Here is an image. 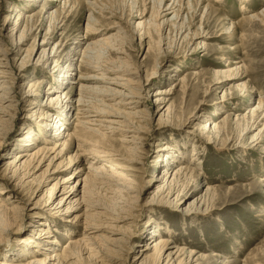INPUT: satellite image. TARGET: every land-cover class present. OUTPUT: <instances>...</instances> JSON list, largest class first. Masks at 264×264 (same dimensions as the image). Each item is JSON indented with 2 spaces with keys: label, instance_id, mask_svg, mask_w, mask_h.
Instances as JSON below:
<instances>
[{
  "label": "rangeland",
  "instance_id": "374dc122",
  "mask_svg": "<svg viewBox=\"0 0 264 264\" xmlns=\"http://www.w3.org/2000/svg\"><path fill=\"white\" fill-rule=\"evenodd\" d=\"M24 1L29 0H0V44H5L7 46L5 48H10L12 45L7 36L15 20L13 19L15 13L8 12V9L11 4L18 7L24 6ZM53 1L55 0L50 2L38 0L32 7L33 9L31 8L35 13L41 12L43 8L47 9V13L44 14L43 11V15H45L43 21L36 23L30 38L25 42L23 40L22 50L27 51L29 55L31 53L32 56L33 64L31 67L26 70L22 69L25 70L24 72H17L26 53H22L21 56L9 55L11 73H20L19 75L23 76L19 79L20 77L16 75L14 77L16 81H10V83L14 82L15 93H19L24 82L27 83L32 78L45 79V83L41 87L42 92L36 103L38 107L30 106L28 103L12 104V108L4 110L5 116L0 114V191H4L3 195H0V200L9 208H17L13 210L15 215L12 216V220L16 219L14 226H21L18 233L8 232L4 234L0 232V257L6 258V260H15L17 263L20 260L21 262L27 260V257H24V252L18 250L19 244L17 242L39 231L41 229L40 223H43V220L51 230L57 231V233L53 232L57 241L55 250L62 249L66 240L71 237V235H66V231H70V227L65 226L72 225L64 222L67 220L64 211L55 213V210H50L46 205L48 189L56 181L54 179L47 182L48 173H44L50 159L43 162V165L36 171L33 172V169L30 171V175L33 172V177H40H38V180L42 181L40 184L30 181L33 177L29 178V173L23 178L22 170L14 174V178L6 180L7 176L10 178L12 175L10 171L15 170L13 165L7 166V162L12 161L19 152L28 153L41 146L52 147L50 142H46L44 145L37 142L34 147L30 148H21V144L23 137L30 130H35L36 126L40 124L39 113L45 110L44 104L47 103V98L48 100L55 99L61 91H63L61 95L65 97L64 90L73 88L69 95L74 101L78 97L79 89L76 84H72V81H75L78 76L83 78L98 76L90 69L86 71L84 67L77 68L80 61V50L84 44V40L81 41L80 39L86 33L89 12L83 11L80 5H76L72 15L62 20L60 18L62 9L58 2L62 4L65 0H56V3ZM208 3H210L209 7H213V11L207 14V9H204L205 5L202 7L199 5L196 18L192 20L189 16L190 13L187 15L186 11L188 7L191 9L194 3L192 0H186L184 3L185 11L181 14L184 21L183 25H181L182 21H177L175 25L173 22H169L168 26L164 27L163 32H148L145 28L136 29L135 21L130 17L132 11L130 0H110L102 4L101 9L104 11L102 17L98 16L95 32L98 33L97 37L104 39L117 36V39L123 44V52L127 56L125 58L126 65L135 73L139 72L138 76L141 78L129 77L132 79L130 82L136 84L130 87H143L142 98L135 99L139 102V108L146 109L148 99L154 98L155 92L166 91L175 86L172 94L159 96L168 100L165 108L168 107L169 114L162 117L161 120L159 114L154 115L153 119L151 118V121H147L143 126L145 129L143 134H140L146 145L140 148L141 159L137 161L138 163L142 162L137 164L141 170L139 176L144 182L155 179L157 181L151 182L149 188L148 184H143L144 190L141 199L135 204L137 211L128 210V213L135 216V220H137L135 224L138 228H142L141 226L148 222L149 218H152L153 227H159V236L171 237L175 245H184L182 247H186L187 252L193 249L197 250L200 255L208 257L206 259L207 264H218L217 262L223 258L226 259V264H264V183H258L260 178H264V154L259 153L258 146L251 149V152L247 149L253 146L247 147V143L250 142L253 135L258 133L263 122L259 124L256 130L243 133L239 141L236 137V132L239 130L237 126L241 125L239 117L248 116V111L256 106L257 100L263 99L262 101H264V28L258 20H247L251 14L264 13V0H210ZM243 6L245 8L242 9ZM51 11H57L56 15L59 18L55 26L49 29V20L46 15ZM149 16L150 13L146 19ZM231 22L236 25V36L233 41L224 42L221 33ZM187 33L189 35L183 40ZM199 35L206 37L197 38ZM117 39L116 41H118ZM35 40L36 48L34 47ZM56 43L58 45L54 48L53 53L58 51L57 55L52 57L49 62L34 68V63L41 49L47 50V54H50ZM236 46L239 48L232 51V48ZM33 48L35 51L32 52ZM89 56H92L91 60L93 61V58H98L95 61L105 63V65H112L114 62L119 63L117 61L119 55L107 49H98L97 54H90ZM14 59H16V64ZM54 61L56 62L54 63ZM234 61H243V68L237 71L234 65L228 66ZM68 69L71 70L69 72L71 76L68 77L67 83L59 89L60 92L48 94V83L54 82L52 76H55L56 71H67ZM152 72H155V76L152 77L154 80L144 84V80ZM244 72L246 77H243ZM180 79H182L181 82ZM80 81L93 86V84H88L90 82L88 80L82 79ZM240 82H245L247 88H252L251 101H240V98L231 101V98H228L224 100L225 103H219L220 98L226 94L229 96L241 94L238 90L233 89ZM25 90L27 89L25 88ZM7 105H9L8 102L4 106ZM74 112L73 109L67 115L70 130L73 127ZM227 114H232L229 119L235 131H233L235 134H233L231 141L226 143L227 145L216 148L195 138L193 132L197 123L207 119L211 122H219L224 118L227 119ZM52 115V119H54L56 114ZM195 115H201V118L197 119L194 117ZM48 124L53 125L52 121L51 124L50 122ZM55 132L60 138L58 128H53V133ZM261 132L260 139L264 138V130L262 129ZM62 135L63 133H61ZM116 139L112 142L115 149L123 150L120 148L121 143ZM159 145H168L176 151L173 154L178 155V158H173L175 161L172 168L188 165L195 171L193 174H188L187 179L185 178L186 181L185 179L180 181V184L182 182L185 184L183 183V187L179 188V195L174 193L169 199L164 197L165 201L161 198L157 199L160 202L159 206L143 207L144 205L149 206L155 190L162 184L158 181L163 173V166L158 167L157 162L161 154L157 153L161 149ZM77 152L76 146H70L68 152L64 153L63 157L58 159L55 164L63 161L62 168L65 169L68 164L67 159ZM192 153L195 156H191ZM156 162L157 164H155ZM86 166L87 162L80 157L72 163L67 172L62 171L63 174L60 178L73 175L75 171L80 169L83 171L76 174L75 177L76 180L83 179L88 173V170L85 169ZM194 180L198 187H194V185L192 187L191 183L194 184ZM208 186L212 187L208 191L210 196L208 192L205 193ZM96 194L99 199L109 200L103 196L104 192L102 191ZM204 194L206 197L208 196L209 200L213 196V200L211 199V203L209 202L211 214L194 218L185 216L183 212L190 208L188 205L193 204V199ZM7 196L10 197L9 202L5 199ZM42 196L44 197L39 203V214L36 215L37 217H30L31 214H28V211ZM162 196L164 195H158V197ZM153 202L157 201L154 200ZM55 206L56 204L53 207ZM69 220L72 221L70 218ZM114 226H121V224H114ZM72 229L79 235L82 231V225ZM102 235L108 236L106 232H103ZM144 237L137 233L133 248L135 252L132 249L130 251L125 250V253L122 251L117 263L140 264L141 256L138 254L140 248L137 247H143L148 242ZM50 242L53 240L50 239ZM19 255H23V257H18ZM213 255H218L221 259L212 258ZM96 261L91 257L90 260L85 261V264H107Z\"/></svg>",
  "mask_w": 264,
  "mask_h": 264
},
{
  "label": "bare ground",
  "instance_id": "6f19581e",
  "mask_svg": "<svg viewBox=\"0 0 264 264\" xmlns=\"http://www.w3.org/2000/svg\"><path fill=\"white\" fill-rule=\"evenodd\" d=\"M37 1L38 0L24 1V6L21 7L11 4L8 9V12L15 13V17L13 18L15 20L7 36L12 42V45H10V48H5L7 47L5 44H0V114L4 116V110L12 108V104L28 103L30 106L35 105L38 107L36 103L42 92L41 87L45 83V79L32 78L29 82H24V85L20 87L19 93H15L13 87L14 82L10 83V81H16L14 78L16 75L20 77L19 79L23 76L19 75L20 73H11V60H9V55L21 56L22 53H26L21 60V66L18 68L17 72H24L33 64L31 61V53L29 55L27 51L25 52L22 50V46L33 34L36 23L38 21H43L45 16L43 15V11L44 14L47 13V9L45 10V8L39 13L32 11V7H34ZM45 1L50 2L51 0ZM108 1L110 0H96L92 2L86 0H65L62 4L58 2L62 9V15L60 14L62 20L72 15L76 5H80L83 11L89 12L86 33L84 37L80 39L81 41L84 40V44L83 48L80 50V61L77 68L80 69L84 67L86 71L90 69L94 71V73H97L98 76L88 78L78 76L76 78L77 81H72V84H76L79 89L77 94L78 97L73 101V98L69 95L70 90L72 91L73 88H66L64 90L65 97L61 95L63 91H59V89L67 83L68 77L71 76L69 73L71 70L56 71V74H54L55 76H52L54 82L48 83V94L54 92L60 93L55 99L48 100L47 98V103L44 104L45 110L39 113L40 124L36 126L35 130H30L29 133L23 137L21 144V148H30L34 147L37 142L43 143L42 145L46 142H50L52 147L41 146L28 153L19 152L13 157L12 161L7 162V166L13 165V168H15L13 172L10 171L12 174L11 177H6V180H10L14 178V174L20 170L23 171V178L25 175H28V173V177L32 178L34 176L33 172L39 169V167L43 165V162L50 159L44 173H48V176H46L47 182L49 180L53 181L54 179H56V181L53 182L50 189H48V196L45 202L50 210H55V213L64 211V214L67 215V220L64 222L72 226H65L70 227V231L66 228L68 230L66 231V235H71V237L66 240L62 249L55 250L57 241L53 232L57 233V231L51 230L49 225L43 220L44 222L40 223L41 229L39 231L17 242V244H19L18 250L24 252V257H27V260L24 262L20 260L19 263H17L15 260H6V258L0 257V264H85V261L90 260L91 257L95 261L99 259L96 261L99 263L119 264L117 260H119L122 251H130L132 249V251L135 252L133 248L135 247L134 240L137 237V233L141 234L143 237L146 236L144 239L146 238V240H148L143 247L136 246L140 248V253L138 252L141 256L140 264H207L206 259H208V257L200 255L197 250L193 249L187 252L186 247H182L184 245H175L171 237L159 236V227H153L152 218H149L148 222L141 226L142 228H138L137 224H135V221H137L135 220V216L128 213V210L137 211L135 209V204L141 199L144 190L143 184H148L149 188L151 187V182L157 181V179H155L144 182L139 176L141 170L137 164H141L142 162L138 163L137 161L141 159L142 152L140 148L146 145L143 142L144 138L140 134H143L145 130L143 126H145L147 121H151L154 115L156 116L159 114V119L161 120L162 117L169 114L168 107L165 108L168 100L159 96H168L172 94L175 86L166 91L155 92L154 98L150 97L148 99V107L146 109L139 108V102L135 99L142 98L141 92L143 91V87H130L136 84H132L130 82L132 79L129 77H140L138 76L139 72L135 73L126 65L125 58H127V56L123 52V44L120 43L117 36L104 39L97 37L98 33L95 32V23H98V16L102 17L103 15L104 10L101 9L102 4ZM185 1L186 0H130L132 3L130 7L132 10L130 17L133 21H138V23L134 22L136 29L145 28L148 32H163L164 27L168 26L169 22H173V25H175L177 21H182L181 25H183L184 21L183 18H181V14L185 11ZM54 2L56 3L57 1L55 0L53 3ZM192 2L194 3L192 8L190 9L188 7L186 11L187 15L190 13L189 16L192 20L196 18L199 5L201 7L205 5L204 9H207V14L213 11V7H209L210 3L208 2H210V0H192ZM188 5L187 3V6ZM241 8L243 9L245 7L243 6ZM149 13L150 16L146 19ZM56 14L57 11H51L46 15L49 20V29L54 27L55 23L58 21L59 17ZM247 20H258L262 28H264V13L258 15L251 14L247 17ZM186 30L187 28L185 32ZM224 30L225 31L221 33V37L224 38L221 40L224 42L233 41L237 33L235 23L231 22ZM188 35L187 33L183 40L186 39ZM200 37L206 36L199 35L197 38ZM116 39L118 41H116ZM35 45L36 40L34 42V47ZM57 45L58 43L53 47L50 54H47V50L41 49L34 63V68L39 67L42 63L49 62L52 57H55L58 51L53 53V50ZM202 46L205 47L204 45ZM238 48L239 46H236L232 48V51ZM98 49H107L108 51L116 52L119 55L117 58L119 63L117 62L118 64H116L114 62L112 65H105V63L102 64L101 62L95 61V59H98L95 56H93L95 57L93 58L94 61L91 60L92 56L89 55L97 54ZM33 51H35L34 48L32 52ZM232 59L234 60V58ZM15 61L16 59H14V63ZM55 62L56 61H54V63ZM242 62L243 61H234L233 64L230 63L228 66L234 65L235 70L239 71L243 68ZM244 74L245 72L243 75ZM154 76L155 72H152L150 76L144 80V84L153 81L154 78L152 77ZM243 77H246V75ZM82 79L90 81L88 84H93V86L82 83V81H80ZM181 80L182 79H180V82ZM25 88L27 90H25ZM233 89L238 90L241 94L238 93L233 96L226 94L220 98L219 103H225L224 100L228 98H231V101L232 99L237 100V98H240V101L242 100L244 102L251 101L252 88H247L245 82L236 84ZM262 100H257L256 106L248 111V116L244 115L241 118L239 117L241 125L237 126L239 130L236 132L237 141H239L243 133L256 130L259 124L263 122L258 133L250 138L251 140L247 143L248 145L246 144L247 147L253 145L247 148L250 152L251 149L258 146L260 154H264V138H259L262 129L264 130V101ZM231 101L229 100V102ZM7 102L9 105L4 106ZM73 109L75 110L74 118L72 119L73 127L72 130H70V122H67V115ZM52 114H56L54 119H52ZM231 115L232 114H227L226 117L228 118H224L219 122H211L207 119L206 121L197 123L193 132L195 138L216 148L227 145L226 143L229 140L231 141L233 134H235L230 124L231 121L229 117ZM194 117L199 119L201 115H195ZM49 122L51 125L48 124ZM53 128L59 129L60 138H58V133H53ZM61 133H63L62 136ZM149 136L150 134L148 137ZM116 137H118V139H116ZM53 139L54 141H52ZM115 139L121 143L120 148H123V150L115 149L112 143ZM70 146H76L78 152L67 159V167L63 169V161L57 164L55 163L58 159L60 160L63 157L64 153L68 152ZM160 147L161 149H159L157 153L161 154L157 162L158 167L160 165L163 166V173L158 181L162 184L155 190V194L151 197L152 202L148 204L149 206L144 205L143 207L159 206L160 202L157 199H169L174 193L179 195V188L183 187L185 184L184 182L180 184V181H184L185 178L187 179L188 174H193V171H195V169H191L188 165L172 168L175 161L173 158H178V155L175 156V154H173L176 151L172 150L168 145H161ZM191 156H195V154L192 153ZM80 157L87 162L85 169L88 170V173L85 177L76 180L75 175L83 171L79 169L75 171L73 175L71 174L64 178H60L63 172H67V169L70 168L72 163ZM157 162L155 164H157ZM32 169L33 172L30 175ZM38 177L39 176H35L30 181H35L40 184L42 181L40 182ZM258 183H264V178H260ZM191 184L192 187L193 185L194 187H198L196 185L197 182ZM211 189L212 187L208 186L205 193ZM101 191L104 192L103 196L107 197L110 201H104L97 197L98 195L96 193H100ZM3 193V190L0 191V195H3ZM158 195L164 196L158 197ZM208 195L210 196L209 192ZM43 197L44 196L37 200L34 206L28 211V214H31L30 217H37L36 215L39 214V203ZM207 197L206 194L196 196L192 201L193 204L188 205L190 208L183 212V214L190 218L197 216L205 217L211 214L210 200L213 196L210 200ZM5 199L9 202L10 197L7 196ZM154 200L157 202H153ZM55 204L56 206L53 207ZM15 209L17 208H9L7 204H4L0 200L1 233L19 232L21 226H14L16 222L14 220L16 219L12 220V216L15 215V211L13 210ZM69 218L72 219V221L69 220ZM114 224H121V226H114ZM81 225L82 231L79 235L76 234L75 230L72 231V228ZM103 232H106L108 236L102 235ZM152 238L154 239L150 241ZM50 239H52L53 242H50ZM18 257H23V255H19ZM211 257H218L221 259L218 255H213ZM225 260L226 259L223 258L217 263L226 264Z\"/></svg>",
  "mask_w": 264,
  "mask_h": 264
}]
</instances>
